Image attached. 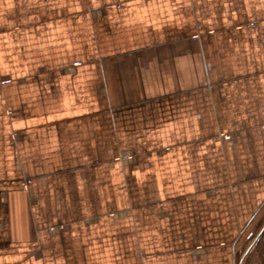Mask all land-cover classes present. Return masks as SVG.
<instances>
[{"label": "crops", "instance_id": "1", "mask_svg": "<svg viewBox=\"0 0 264 264\" xmlns=\"http://www.w3.org/2000/svg\"><path fill=\"white\" fill-rule=\"evenodd\" d=\"M263 206L264 0H0V264H235Z\"/></svg>", "mask_w": 264, "mask_h": 264}, {"label": "rangeland", "instance_id": "2", "mask_svg": "<svg viewBox=\"0 0 264 264\" xmlns=\"http://www.w3.org/2000/svg\"><path fill=\"white\" fill-rule=\"evenodd\" d=\"M243 225L235 238V264H264V206L259 216Z\"/></svg>", "mask_w": 264, "mask_h": 264}, {"label": "built area", "instance_id": "3", "mask_svg": "<svg viewBox=\"0 0 264 264\" xmlns=\"http://www.w3.org/2000/svg\"><path fill=\"white\" fill-rule=\"evenodd\" d=\"M28 183H29V180H25V182L22 185V189L26 190Z\"/></svg>", "mask_w": 264, "mask_h": 264}, {"label": "trees", "instance_id": "4", "mask_svg": "<svg viewBox=\"0 0 264 264\" xmlns=\"http://www.w3.org/2000/svg\"><path fill=\"white\" fill-rule=\"evenodd\" d=\"M261 238H263V239H264V232L262 233V235H261Z\"/></svg>", "mask_w": 264, "mask_h": 264}]
</instances>
